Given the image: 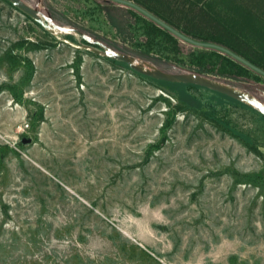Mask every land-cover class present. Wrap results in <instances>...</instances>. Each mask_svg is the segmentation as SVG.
Wrapping results in <instances>:
<instances>
[{
    "label": "rangeland",
    "instance_id": "obj_1",
    "mask_svg": "<svg viewBox=\"0 0 264 264\" xmlns=\"http://www.w3.org/2000/svg\"><path fill=\"white\" fill-rule=\"evenodd\" d=\"M24 1L130 46L103 0ZM187 2L264 55V0ZM85 45L0 0V264H264V115L190 88L200 109L171 116L174 94ZM229 82L264 102V78Z\"/></svg>",
    "mask_w": 264,
    "mask_h": 264
},
{
    "label": "trees",
    "instance_id": "obj_2",
    "mask_svg": "<svg viewBox=\"0 0 264 264\" xmlns=\"http://www.w3.org/2000/svg\"><path fill=\"white\" fill-rule=\"evenodd\" d=\"M133 1L146 8L166 23L176 27L184 34L197 40L209 41L223 45L264 70V55L254 49V47L246 48L245 43L239 40V34H236L231 27L233 25L229 26V24L224 23L219 17L211 15L203 5L193 6L187 2V0ZM99 5L101 6V9L108 21L113 27L117 28V32L120 36H122L124 40H130V46L125 47H122L117 43H111L110 41L106 42L118 51L129 53L141 60H147L165 71H193L218 79L225 83H230V80L238 77H247L250 75H252L257 81L264 78V74L254 70L225 51L215 47L198 46L180 38L135 7L122 5L112 0H103L99 3ZM116 11L122 12V16L125 18H122L121 16L120 19ZM26 16L38 25L42 26L28 15ZM80 29L83 30L81 27ZM60 34H62L64 38L70 39L73 42L90 46V43L83 38H76L74 33ZM93 36L97 39H101L98 35ZM27 44L37 46V48L46 47V44L42 41L29 39H20L17 41L18 48ZM4 59H6L10 65H14L16 63L14 60L17 62L24 61L26 64V77L31 75L32 64L28 58H25L22 55H14L11 48H9L4 51ZM108 59L115 63L123 64L133 73L154 82L162 90L170 94H174L178 102L176 104H172L168 100L169 111L167 113H171V116H174L176 112L187 109L188 104L189 106H195L197 109H200V104L193 97V104L188 103L184 97H182V92L184 91L187 93V90L190 88H204L214 94H217L221 98L224 97L235 100L223 93L196 84L155 79L134 71L123 61L111 58ZM26 77L24 76V78ZM168 121L169 119L167 118L166 123Z\"/></svg>",
    "mask_w": 264,
    "mask_h": 264
},
{
    "label": "water",
    "instance_id": "obj_3",
    "mask_svg": "<svg viewBox=\"0 0 264 264\" xmlns=\"http://www.w3.org/2000/svg\"><path fill=\"white\" fill-rule=\"evenodd\" d=\"M10 3H12L18 10H20L22 13L28 15L32 19H34L36 22L41 24L43 27L50 29L51 31H58L60 33H75L78 34L81 38L89 42L92 46V51L96 54L102 55L104 57H108L114 60H120L125 62L131 69L134 71L141 73L143 75H147L149 77L165 80V81H171V82H181V83H191L196 84L220 93H223L229 97H232L234 99L240 100L242 102H245L251 106H253L255 109L260 111L264 115V102L260 99H258L255 95L252 93L245 91L241 88H238L232 84L225 83L223 81H220L218 79L206 76L204 74L193 72V71H184V72H169L162 70L161 68L137 59L135 56L118 51L116 49H113L109 45L105 44L104 42L90 37L89 35L82 32L80 29L73 27V26H64L59 25L55 23L52 20V17L50 15V12L46 10V13H44L40 8L38 4L32 5L27 3L24 0H8ZM116 1L122 5L132 6L136 9L142 11L150 18L154 19L167 29H169L172 33L176 34L180 38L189 41L195 45L202 46V47H215L222 51H225L229 54H231L236 59L244 62L246 65L250 66L254 70L264 74V70L259 67L258 65L252 63L245 57L231 51L227 47L214 43L209 41H202L194 39L191 36H188L181 32L176 27H173L172 25L166 23L164 20L160 19L159 17L152 14L150 11H148L146 8L142 7L138 3H136L133 0H112ZM88 46V45H85Z\"/></svg>",
    "mask_w": 264,
    "mask_h": 264
}]
</instances>
